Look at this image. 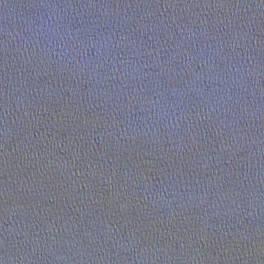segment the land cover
Wrapping results in <instances>:
<instances>
[{
  "label": "water",
  "instance_id": "obj_1",
  "mask_svg": "<svg viewBox=\"0 0 264 264\" xmlns=\"http://www.w3.org/2000/svg\"><path fill=\"white\" fill-rule=\"evenodd\" d=\"M0 264H264V0H0Z\"/></svg>",
  "mask_w": 264,
  "mask_h": 264
}]
</instances>
